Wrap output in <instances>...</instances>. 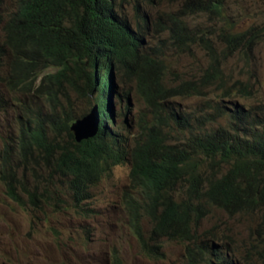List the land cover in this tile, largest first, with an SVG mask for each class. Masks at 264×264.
<instances>
[{
  "label": "trees",
  "instance_id": "obj_1",
  "mask_svg": "<svg viewBox=\"0 0 264 264\" xmlns=\"http://www.w3.org/2000/svg\"><path fill=\"white\" fill-rule=\"evenodd\" d=\"M151 2L16 0V11L7 14L2 10L5 0H0L4 34L0 80L31 97L23 102L18 117L17 140L4 141L0 181L22 207L29 203L38 208L50 202L61 206L66 193L80 208L90 199L89 190L109 176L113 166L129 162L131 192L125 195V208L129 226L148 257L163 255L165 239L185 243L191 264H233L221 254L220 246L198 245L197 227L209 208L216 207L229 216L260 213L257 231L264 228V109L259 113L234 105L233 109L211 105L213 114L205 111L194 119L171 109L168 102L173 98L202 97L215 85L222 76L221 57L204 32L189 31L171 14L172 41L182 48L190 42L198 44L199 38L212 64L201 80L170 83L166 63L148 49L140 28L155 19L157 30L165 29L160 15L154 18L148 13ZM129 9L136 13L140 27L131 26ZM184 9L185 15H220L223 5L218 0H184ZM222 36L224 53L233 54L252 49L256 38L264 34L252 30ZM4 57L10 65L2 77ZM51 68L54 73H45ZM114 74L135 79L150 110L152 118L141 120L138 134L117 131L114 124ZM237 87L249 92L242 83L233 85L234 90ZM71 92L97 103L102 113L100 134L82 143L70 131L73 121L84 115L76 114ZM229 96L224 94L225 99ZM38 98L43 102L36 108ZM2 103L0 97V108ZM162 106L171 111L168 118L161 116ZM19 169L44 174L31 185ZM145 219L152 224L148 233L143 229Z\"/></svg>",
  "mask_w": 264,
  "mask_h": 264
},
{
  "label": "rangeland",
  "instance_id": "obj_2",
  "mask_svg": "<svg viewBox=\"0 0 264 264\" xmlns=\"http://www.w3.org/2000/svg\"><path fill=\"white\" fill-rule=\"evenodd\" d=\"M221 1L223 9L220 15L182 14L186 11L184 0H154L150 3L152 7H146L153 17L160 15L165 29L158 31L160 28L153 23L144 43L166 63V79L170 83L201 80L212 64L211 56L199 38L198 44L190 42L182 48L172 41L169 32L171 14L179 17L188 30H200L199 35L204 32L221 57L219 68L222 76L214 86L205 90L204 96L178 97L168 102L171 108L181 113H193L198 117L209 111L211 105H224L226 109L234 105L254 112L264 108V36L256 38L257 44L252 49L245 47L233 54L224 53L226 43L222 36L252 30L264 34V0ZM3 9L14 10L15 0H5ZM129 17L135 23L131 11ZM3 39L0 26V45ZM47 72L53 73L55 69ZM235 83L246 85L249 92L239 90V87L234 90ZM122 86L132 90L128 114L131 116L143 108V103L134 93L133 84L124 81ZM0 93L4 100L3 111L0 110L1 175L3 141H15L20 128L16 97L25 96L11 93L2 82ZM225 93L230 94L229 98H224ZM72 96L77 104V113H88L86 101ZM13 147L15 149V145ZM130 168L129 163L115 167L110 178L103 179L91 189L92 199L84 202L81 208H77L74 199L66 193L61 196V206L50 202L38 208L29 203L22 207L8 196L5 184L0 181V264H191L185 244L180 242L163 241V259H153L143 252L130 229L125 208V195L131 192ZM207 171H211L210 167ZM19 174H26L28 182L36 185L44 171L19 169ZM39 190L41 192L42 185ZM261 222L260 213L229 216L216 207H210L207 216L198 224V243L220 246L221 254L233 264L236 261L264 264V228L257 231ZM151 227L150 221L145 219L144 232L148 233Z\"/></svg>",
  "mask_w": 264,
  "mask_h": 264
},
{
  "label": "clouds",
  "instance_id": "obj_3",
  "mask_svg": "<svg viewBox=\"0 0 264 264\" xmlns=\"http://www.w3.org/2000/svg\"><path fill=\"white\" fill-rule=\"evenodd\" d=\"M150 1V0H149ZM218 1H221V0H218ZM222 2V1H221ZM152 3V2H151ZM153 3H154V0H153ZM222 5H223V2H222ZM3 6H4V4H3ZM151 7H152V5H151ZM2 10L5 12V13H7V14H10V13H12V12H14V11H16V0H15V9L14 10H12V11H6V10H4L3 9V7H2ZM132 12L133 13V15L134 16H136V13L134 12V11H132V9H129V12ZM129 12H128V14H129ZM157 16H155L154 18H156ZM129 19H130V17H129ZM155 19H153L152 21H151V23L149 24V26H145V25H143V26H138V25H136V23H133V22H131V20H129V22H130V24H131V26H133V27H140L141 28V31L143 32V34L144 35H146V33H148V31L150 30V28H151V26L153 25V23H154V25H155V27H156V24H155V22H153ZM0 26H2V25H0ZM159 27V26H158ZM171 28V27H170ZM169 28V29H170ZM143 38H144V36H143ZM4 40V39H3ZM2 44H3V42H2ZM1 44V45H2ZM7 58V61H5V59ZM4 59V62H3V66H2V77H5V74H6V72L8 71V69H9V63H10V61H9V58L8 57H4L3 58ZM52 69V68H51ZM49 70V69H48ZM47 70V71H48ZM47 71H45V73L47 72ZM48 73V72H47ZM54 73V72H53ZM112 78H113V81H114V84H115V86H116V89H115V92L111 95V108H112V111H113V121H114V124L116 125V127H117V131H132L133 133H137L138 134V131H139V127H140V123H141V120L142 119H145V117H146V119H148V120H150L151 118H152V116H151V113H150V110H149V108L147 107V105H146V103L144 102V100L142 99V96L140 95V92H139V88H138V86H137V83L135 82V79H132V78H130L129 76H127V75H125V74H122V75H112ZM124 81H128V82H130L131 84H133V89H134V93L136 92V94L138 95V97L140 98V100L142 101V103H143V108L142 109H138L137 110V112L135 113V114H133V115H131V116H129L130 115V107H131V96H130V94L132 93V90H131V88L130 89H127L126 87H124V86H122L123 84H124ZM0 82H2L3 83V85L11 92V93H19V94H23L24 95V91H15L14 89H11V88H9V87H7L6 86V84H5V82H3L2 80H0ZM121 83V84H120ZM39 84V81L37 82V84L36 85H38ZM73 95H75L78 99H80V100H84V101H86V103L88 104V106H89V112L87 113V112H84V113H81V114H78L77 112H76V114L77 115H82V114H84L83 116H81V117H79L78 119H76L75 121H73V123L71 124V126H70V131H71V133L73 134V136H74V139H75V141L77 142V143H82L83 141H86V140H89V139H92V138H94V137H96V136H98L99 134H100V131H101V129H102V113H101V110H100V106L97 104V103H94L92 100H87V99H85L83 96H79V95H77V94H75V93H73V92H71ZM70 93V96H71V99H72V104H74L75 105V107L77 108V104H76V102H75V99H73V96H72V94ZM118 94H120V95H122V98L121 99H119L118 98ZM25 96V95H24ZM0 97H1V100L4 102V100H3V97H2V95H1V93H0ZM24 98V99H23ZM23 98H21V97H16V102H15V104H16V106H17V111H16V113H17V119H18V122L20 123V121H19V116H20V114H21V112L23 111V102H25L26 101V99L28 98V99H30L31 100V97H30V95L29 96H25V97H23ZM19 100H22V102H20V103H18V101ZM35 100V102H36V108H38V107H41V103H40V101H42L43 102V100L41 99V98H38V99H34ZM3 104V103H2ZM3 106V105H2ZM217 106V105H216ZM221 106V105H220ZM222 106H224V105H222ZM47 107L45 106V109H46ZM95 108H97V111H98V114H99V125H98V129L96 130V133L93 135V136H91V137H89V138H87V139H84V140H82V141H78L77 140V138H76V135H75V132L72 130V126L77 122V121H79V120H83L84 118H86V117H88L89 115H91L92 114V112H93V110L95 109ZM233 109V105H232V107H229V109ZM241 108H243V107H241ZM108 109H109V111H110V107H108ZM162 109H163V113L161 114V116L162 117H165V118H168L169 117V113L171 112L166 106H162ZM171 109H173V110H175L174 108H171ZM234 109H235V107H234ZM261 109V108H260ZM262 109H264V108H262ZM0 110L1 111H3V107L2 108H0ZM244 110H248L247 108L245 109L244 108ZM249 110L251 111L252 109H250L249 108ZM108 110H107V112H109ZM259 113L261 112V110H257ZM176 112H180V111H178V110H176ZM208 113H211V114H213L214 112L213 111H207ZM181 113V112H180ZM129 114V115H128ZM189 113H183V115H188ZM191 115L193 114V113H190ZM203 114H205V112L203 113ZM215 116H217V113H215L214 114ZM209 117L210 116V114L208 115V114H206V117ZM212 116V115H211ZM153 117H154V115H153ZM200 117V115L197 117V118H199ZM192 118L194 119L195 118V115L193 116L192 115ZM133 119H135V121H133ZM175 123H174V125H172L173 127H175ZM9 140H11V139H9ZM17 140V139H16ZM15 140V141H16ZM5 141V140H4ZM3 141V142H4ZM6 141H8V140H6ZM4 146H5V143H4V145H3V148H4ZM3 151V150H2ZM127 163H129V162H126V163H123V164H119V165H116V166H113V168H112V170H111V173H109L110 175L109 176H106V177H104L103 179H108V178H110L111 176H112V174H113V171H114V169H115V167H117V166H120V165H124V164H127ZM130 164V163H129ZM130 171H131V168H130ZM129 177H130V175H129ZM102 179V180H103ZM101 180V181H102ZM100 181V182H101ZM100 182H98L97 184H95L93 187H96ZM92 187V188H93ZM91 188V189H92ZM91 189L89 190V192H90V199H92V191H91ZM90 199H88V200H90ZM88 200H86V201H88ZM83 204L84 203H82L81 204V207L83 206ZM80 207V208H81ZM148 220V219H147ZM128 223H129V221H128ZM151 223V222H150ZM131 229V228H130ZM132 230V229H131ZM133 232V231H132ZM135 235V234H134ZM137 238V237H136ZM138 239V238H137ZM163 241H168V240H165V239H163L162 240V251H163V255L162 256H160L158 259H163V258H165V253H164V245H163ZM181 243V242H180ZM183 244H185V243H183ZM198 245H199V243H198ZM142 248V247H141ZM185 248H186V244H185ZM186 251H187V249H186ZM188 255V254H187ZM147 256V255H146ZM153 259H155V258H153ZM118 260V263H120V259H117ZM243 263V262H242Z\"/></svg>",
  "mask_w": 264,
  "mask_h": 264
},
{
  "label": "water",
  "instance_id": "obj_4",
  "mask_svg": "<svg viewBox=\"0 0 264 264\" xmlns=\"http://www.w3.org/2000/svg\"><path fill=\"white\" fill-rule=\"evenodd\" d=\"M99 125V114L97 108H95L91 115L83 120L77 121L72 130L75 132L78 141H82L93 136L96 133Z\"/></svg>",
  "mask_w": 264,
  "mask_h": 264
},
{
  "label": "bare ground",
  "instance_id": "obj_5",
  "mask_svg": "<svg viewBox=\"0 0 264 264\" xmlns=\"http://www.w3.org/2000/svg\"><path fill=\"white\" fill-rule=\"evenodd\" d=\"M198 33V32H197Z\"/></svg>",
  "mask_w": 264,
  "mask_h": 264
}]
</instances>
